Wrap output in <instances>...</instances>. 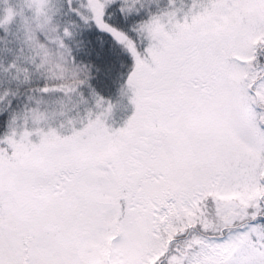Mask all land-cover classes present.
Wrapping results in <instances>:
<instances>
[{
  "label": "snow or ice",
  "instance_id": "snow-or-ice-1",
  "mask_svg": "<svg viewBox=\"0 0 264 264\" xmlns=\"http://www.w3.org/2000/svg\"><path fill=\"white\" fill-rule=\"evenodd\" d=\"M113 2L77 14L133 57L134 112L113 129L93 92L100 111L59 127L38 108L13 116L0 137V264H264V0L152 16L135 29L143 53L105 22ZM29 7L35 68L73 63L69 29L48 30L49 0ZM12 20L8 9L0 26Z\"/></svg>",
  "mask_w": 264,
  "mask_h": 264
},
{
  "label": "trees",
  "instance_id": "trees-1",
  "mask_svg": "<svg viewBox=\"0 0 264 264\" xmlns=\"http://www.w3.org/2000/svg\"><path fill=\"white\" fill-rule=\"evenodd\" d=\"M122 6L123 0H114L107 6L104 20L134 37L143 53L149 42L143 40L135 29L155 13H161L165 0H139L134 10L127 14L121 11ZM9 8L15 11L13 20L0 26V137L9 131L13 116L23 115L30 109L43 111L46 106L56 104L65 97L60 96L58 90L47 95L38 91L46 84L56 87L50 83L46 66L37 70L32 64L34 51L28 40L30 28L27 26L34 12L27 6L24 14H21L19 11L23 6L19 0H0V18L7 14ZM77 11L84 12L78 0H49V15L60 32L68 28L72 33L71 37L64 39V43L70 49L73 63L91 69V78L75 87L85 97H90L91 107L94 106L93 92L114 102L134 68L133 59L109 33L99 29L93 20H82ZM259 60L264 65V55ZM36 62L39 63V60ZM77 100L81 101L80 97ZM260 222L264 223V218Z\"/></svg>",
  "mask_w": 264,
  "mask_h": 264
},
{
  "label": "rangeland",
  "instance_id": "rangeland-1",
  "mask_svg": "<svg viewBox=\"0 0 264 264\" xmlns=\"http://www.w3.org/2000/svg\"><path fill=\"white\" fill-rule=\"evenodd\" d=\"M19 1L22 3L23 6V8H21L19 12H21V14H24V11L27 8V6L29 7L31 0H19ZM78 1L80 2V6L82 7L84 0H78ZM191 4H192V0H165V6L163 7L162 12L176 11L177 19H183L184 13L188 11V9L191 7ZM9 9L12 10L14 16L15 15L14 9L13 8H9ZM30 10L34 12V8H30ZM159 14L155 13L153 16ZM53 27H56L54 19H52L51 23L48 25V30L50 31ZM27 28H30L29 36L32 35L33 33H38L37 18L35 16V13L34 16L31 19H29ZM55 34L56 33H51V35L53 36ZM40 38L41 40H43L42 36ZM129 38L133 39L136 42L134 37L129 36ZM143 40L148 42L146 38H143ZM136 43H137L138 52L142 53L140 50L139 42ZM123 49L133 59V57L127 51V49L124 47ZM45 66L48 69V73H49L48 76L50 79V83L53 84L56 87V89H59L58 91H60L59 94L60 96H65L63 97V99L58 100L56 104H50L43 109V111L47 113L49 121L52 122L55 126L59 127L62 122L67 124L69 120L79 119L80 116L84 114V109L85 107H87V105L77 100V97L80 96L77 95V90L79 91V89H77L75 85L79 86L81 84L80 83L81 81L91 78L90 67L77 66L74 63H72L71 60H69L66 63L60 62L59 68H56L52 65H45ZM123 86L124 87L120 92L119 98L116 99L114 102L103 98V100L105 101V105H104L105 107H107V105L110 102H111L110 104L112 105V110L106 117L105 123L113 129H118L120 127H123L126 121L132 116L134 112V106L130 103L131 92L127 90V81L126 84ZM62 91H64V95L62 94ZM83 97L88 101V108H91L94 114L100 111V109H97L95 107V101H94V106L91 107L89 96L85 97L83 95ZM33 139H35V137H33Z\"/></svg>",
  "mask_w": 264,
  "mask_h": 264
}]
</instances>
